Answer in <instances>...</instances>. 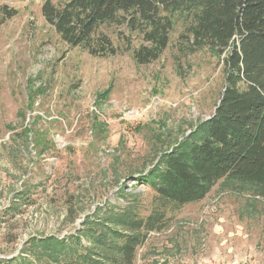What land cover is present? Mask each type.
Here are the masks:
<instances>
[{
  "label": "rangeland",
  "instance_id": "1",
  "mask_svg": "<svg viewBox=\"0 0 264 264\" xmlns=\"http://www.w3.org/2000/svg\"><path fill=\"white\" fill-rule=\"evenodd\" d=\"M42 3L0 0L17 10L0 25V264H29L28 239L74 235L109 208L148 215L155 192L138 175L213 114L224 84L223 56L192 48L180 22L142 64L138 30L101 25L115 53L92 55L60 38ZM166 217L135 264H264V202L240 182Z\"/></svg>",
  "mask_w": 264,
  "mask_h": 264
},
{
  "label": "trees",
  "instance_id": "2",
  "mask_svg": "<svg viewBox=\"0 0 264 264\" xmlns=\"http://www.w3.org/2000/svg\"><path fill=\"white\" fill-rule=\"evenodd\" d=\"M16 14L0 5V25ZM41 14L66 44L98 56L115 53L98 28L126 24L150 45L134 51L142 64L160 55L180 22L192 48L207 46L223 56L224 84L213 114L138 175L155 192L148 215L109 208L104 217H87L74 235L31 237L22 253L32 260H23L135 264L148 234L164 228L167 207L201 200L220 179L254 189L264 202V0H43Z\"/></svg>",
  "mask_w": 264,
  "mask_h": 264
}]
</instances>
